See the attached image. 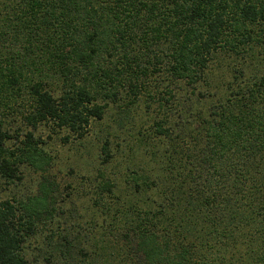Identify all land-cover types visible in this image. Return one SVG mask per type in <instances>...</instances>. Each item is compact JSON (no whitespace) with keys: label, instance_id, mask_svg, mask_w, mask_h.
<instances>
[{"label":"trees","instance_id":"obj_1","mask_svg":"<svg viewBox=\"0 0 264 264\" xmlns=\"http://www.w3.org/2000/svg\"><path fill=\"white\" fill-rule=\"evenodd\" d=\"M142 96L166 113L130 140L139 165L105 138L83 225L33 130L82 139ZM18 101L32 131L10 147ZM22 164L35 191L3 198ZM0 264H264V0H0Z\"/></svg>","mask_w":264,"mask_h":264},{"label":"rangeland","instance_id":"obj_2","mask_svg":"<svg viewBox=\"0 0 264 264\" xmlns=\"http://www.w3.org/2000/svg\"><path fill=\"white\" fill-rule=\"evenodd\" d=\"M228 78L229 73L227 71L223 68L218 69L214 65L207 80L202 84L201 90L214 93V89H217L223 80L226 81ZM209 99L197 102L196 107L204 110L209 104ZM147 102H149L148 98L142 96L136 104L131 106L130 111H126L123 104L111 103L102 119L92 121L88 134L82 139L71 137L64 141L62 138L65 134L64 131H52L50 126L45 124H40L33 130L35 138L40 137L43 140L44 144L42 143V146L52 158L48 170L44 171L43 175L57 185L55 194H57L58 200L64 202V209L67 210L70 205L76 208L75 216H79L78 220L82 224L86 225L90 219L91 210L94 209V207L92 208V202L89 201V193L92 192L98 180V171L103 170V167L99 165L101 159L99 152L105 138L109 139L113 146H116L117 142L124 141L121 144L123 146L119 149L125 147L126 149L123 150L127 151V148H129L134 164L139 165L141 156L136 150L134 152L136 144L130 140L138 132V127H141L143 131H147L155 117H162L166 113L155 102L151 103L150 107H146ZM15 106L17 107L13 111L2 115L3 128L12 136L7 142L10 147H14L18 142L17 138L22 139L26 131H32V128L27 126L23 120V113L26 112L25 101H18ZM129 123L132 124L130 127L136 129H130ZM179 143H181L180 139ZM116 158L106 172H110L109 174L114 173V176L119 177L120 173L124 171L122 165L126 163L120 159V156ZM20 175L21 180L2 186L1 196L3 198L21 197L35 191L37 183L40 181V172H36L28 165L22 164L20 165ZM31 249L33 247H30L32 259L35 257L40 262V253L37 249L34 252Z\"/></svg>","mask_w":264,"mask_h":264}]
</instances>
